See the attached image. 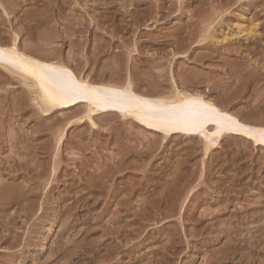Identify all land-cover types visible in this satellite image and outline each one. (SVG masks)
<instances>
[{"label":"rangeland","instance_id":"1","mask_svg":"<svg viewBox=\"0 0 264 264\" xmlns=\"http://www.w3.org/2000/svg\"><path fill=\"white\" fill-rule=\"evenodd\" d=\"M13 41L264 120V0H0V44ZM20 79L0 67V264H264V147L206 154L113 117L94 129L73 123L82 106L44 117Z\"/></svg>","mask_w":264,"mask_h":264},{"label":"bare ground","instance_id":"2","mask_svg":"<svg viewBox=\"0 0 264 264\" xmlns=\"http://www.w3.org/2000/svg\"><path fill=\"white\" fill-rule=\"evenodd\" d=\"M96 23H97V20H96ZM82 33H84V32H82ZM54 36L55 35H52L51 38H54ZM73 36H75V35L70 34L67 37L69 39H71ZM112 36H113V34H112ZM56 37L58 38V36H56ZM79 39H80V37H79ZM79 39H78V42H79ZM43 41H41V42L43 43ZM46 42H49V41L46 40ZM80 42L82 44V41H80ZM31 43H33V42H31ZM111 43H113V42H111ZM71 46H69V47H71ZM32 47L36 48V46H33V44H32ZM43 47H46V46H43ZM37 48H39V47H37ZM99 48L102 50V48H104V47L99 45L98 49ZM46 49H47V47H46ZM110 49H111V47H109V50ZM38 51H39V49L37 50V49H29V48L23 50L20 47L19 43H17V41H13V43L8 42V44H6V43L0 44V67L6 69L7 71H9L13 75L19 76V78H21L25 82H27L26 84L30 88L29 92H31V94H33V102H35L37 104L39 109L42 111L44 117H48L50 115H53L54 113L56 114L57 112L59 114V112L61 113L63 111H67V110H73L74 108H77V107L79 108L82 106L81 110L78 111L79 115L80 114L81 115L78 117H75V119H73V121L75 120V122L69 121V123L73 122V123L78 124V123H82L83 121H85V122H83V124L86 125L87 123H89L90 124L89 126L95 129V128H97V126H99L96 119H98V118L101 119L102 117L103 118L104 117H113V118H116V120L117 119L120 120V123H122L123 125L130 124V125L145 128V130L153 131V132L157 133V135H159L163 139V141L169 142V140H171L176 135L177 136L180 135L181 137H186L187 139H200L206 154H208L211 151L219 148L222 145V143L227 139L228 140L229 139H236V140L241 139L242 141H244L246 143L251 142L252 145L256 148L264 147V120L263 119L258 120V123H256L258 125H253L251 122L244 119L239 114L237 115V114L231 112L229 109H227V107H224L221 103L218 102L219 100L216 101L201 91H198L196 89H191V88L184 86L183 89H179V88L175 89L174 88L175 90L172 94H167V93L163 92L164 90L163 91H162V89L160 90V87L158 86L159 84H156L155 86H153L154 87L153 89L143 90V89H141L142 87L140 88L139 85L135 83L136 80H139V78H141L140 77L141 74H140L139 78L136 77L134 74V76L136 77V79H135V77L133 76V73L131 74L128 72L133 77L128 76L129 78H128V81L126 83L123 81H119L118 79L112 80V77L110 80H107L104 77L105 76L104 74H106V71H104L105 73H102L100 76L98 75L99 77H97V76L95 77L91 73V72H93L94 67H92L93 69H91V72H88L89 69L85 72L84 70L86 68V65H84V66L76 65V67H73L74 64L72 65V63L74 61H76L75 59L73 61H71V60H68V58H67V61H65V59L64 60L60 59L58 56L56 58H52V57H50V55H44L42 53H39ZM117 51H118V49H117ZM48 54H49V52H48ZM77 54H79V53H77ZM102 55L104 56L103 52H102ZM100 57L101 56H99V55H95L94 57L92 56L91 58L88 57L89 59H87L86 63L90 64L91 66H92V64L96 65L101 60ZM69 58L71 59L70 56H69ZM166 59H168V58H166ZM162 60H163V58H162ZM119 62L120 63H118L116 61L115 62L116 65L112 64L114 66H113V68L112 67L110 68V69H112L114 75H116V73H120L122 71V68H121L122 62H121V60ZM99 63H102V62H99ZM125 63H126V61H125ZM123 68H124V65H123ZM136 68H134V69H136ZM108 71L110 72L109 69H108ZM160 71L158 69V72H160ZM107 74H109V73H107ZM122 76H124V75H122ZM150 76H152V75H150ZM160 76H161L160 74L159 75H153L151 79H153V77L158 79ZM5 78H7V77H5ZM141 79L139 80L140 82H141ZM122 80H125V79H122ZM163 80L164 79H162L161 81H163ZM153 83H154V81H153ZM180 85H181V82H180ZM29 88H27V90ZM214 90H216V89H214ZM220 91H221V89H220ZM230 91H231V89H230ZM223 98H224V96H223ZM260 98H258V100ZM227 100H228V98H227ZM262 100L264 102L263 98H262ZM221 102H223V101H221ZM228 105H229V103H228ZM15 106H17V105H15ZM262 107H263V105H262ZM25 111H26V109H25ZM71 112H73V111H71ZM77 115H78V113H77ZM250 118L251 117H249V119ZM261 118H262V116H261ZM256 119H257V117H256ZM115 123H116V121H115ZM62 138H64V135L59 134L58 142H60ZM23 160H24V158H23ZM8 184H10V183H8ZM0 193L2 194V192H0Z\"/></svg>","mask_w":264,"mask_h":264}]
</instances>
